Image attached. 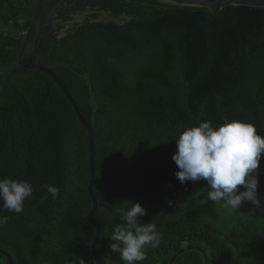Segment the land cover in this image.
Listing matches in <instances>:
<instances>
[{
    "label": "trees",
    "instance_id": "1",
    "mask_svg": "<svg viewBox=\"0 0 264 264\" xmlns=\"http://www.w3.org/2000/svg\"><path fill=\"white\" fill-rule=\"evenodd\" d=\"M86 16L71 30L63 25ZM106 13L111 20H99ZM31 20L19 0H0V66L11 64ZM50 70L93 129L100 226L96 252L125 264L109 245L119 211L139 202L159 247L137 264H264V156L259 207L229 215L207 199L206 181L181 184L172 156L180 133L203 121L253 124L264 136V8L228 5L216 15L166 0H66L43 26L31 55ZM1 78V76H0ZM29 181L23 212L0 227L13 264H102L94 229L87 133L53 81L16 69L0 93V179ZM60 189L53 199L46 186ZM241 190H244L241 186ZM199 248L200 250H197ZM0 264H8L0 254Z\"/></svg>",
    "mask_w": 264,
    "mask_h": 264
},
{
    "label": "clouds",
    "instance_id": "2",
    "mask_svg": "<svg viewBox=\"0 0 264 264\" xmlns=\"http://www.w3.org/2000/svg\"><path fill=\"white\" fill-rule=\"evenodd\" d=\"M175 141L177 150L172 160L179 169L175 176L181 184L206 181L210 189L207 199L223 202L222 207L229 215L244 202L260 206L257 169L264 156V136L257 133L253 124L225 119L219 126H213L211 121H203L183 130ZM46 189L53 199L58 198V187L47 185ZM32 194L29 181L0 179V208L8 212H23L25 200ZM129 204L118 210L124 223L115 226L109 248L111 253H119L125 264H137L147 258L148 247H159L162 233L155 223L139 224L138 218L147 215V210L139 202ZM8 219L0 217V227Z\"/></svg>",
    "mask_w": 264,
    "mask_h": 264
},
{
    "label": "water",
    "instance_id": "3",
    "mask_svg": "<svg viewBox=\"0 0 264 264\" xmlns=\"http://www.w3.org/2000/svg\"><path fill=\"white\" fill-rule=\"evenodd\" d=\"M22 1V8L26 9L28 6L31 11V20L27 30L24 33L22 43L20 45L19 51L16 55L15 60L6 66H0V93L2 92L8 76L13 70L16 69H25V70H35L40 71L46 74L54 83V85L62 92L64 97L69 102L77 120L83 126L87 133L88 140V169H89V179L86 186L88 196L91 201V208L87 212L86 220L87 223L94 229V238L90 243V253L91 255L100 263L108 264L99 254L96 252V246L98 244L100 236V226L94 220V215L97 208V199L93 193L92 186L95 177L94 163H93V154H94V142H93V129L92 125L81 115L75 101L64 86L59 82L55 75L50 70L49 65L34 64L31 62V55L36 46L38 38L41 34L44 24L52 18L58 8L66 0H20ZM173 4L181 6H191V7H202L210 11L212 15H216L223 7L228 5H237V6H249L256 8H264V0H166ZM194 247H186L180 249L176 254H174L169 264H173L174 260L179 254H182L185 250H191ZM200 250L199 248H196ZM0 254H2L8 264H13L11 256L6 252L0 249ZM205 264L207 263V257L204 255Z\"/></svg>",
    "mask_w": 264,
    "mask_h": 264
},
{
    "label": "rangeland",
    "instance_id": "4",
    "mask_svg": "<svg viewBox=\"0 0 264 264\" xmlns=\"http://www.w3.org/2000/svg\"><path fill=\"white\" fill-rule=\"evenodd\" d=\"M86 16L85 13H78L74 16V19L73 21H70L68 23H65L63 25V28H62V31L61 33L63 34L64 32H67L69 30H71L77 23H79L84 17ZM99 20H103V21H107V20H111V17L106 14V13H103L101 15H99Z\"/></svg>",
    "mask_w": 264,
    "mask_h": 264
},
{
    "label": "flooded vegetation",
    "instance_id": "5",
    "mask_svg": "<svg viewBox=\"0 0 264 264\" xmlns=\"http://www.w3.org/2000/svg\"><path fill=\"white\" fill-rule=\"evenodd\" d=\"M19 1H20V0H19ZM42 1L45 2L46 0H42ZM21 2H22V1H21ZM27 7H28V6H27ZM27 7H26V8H27ZM24 10H26V9H24Z\"/></svg>",
    "mask_w": 264,
    "mask_h": 264
}]
</instances>
